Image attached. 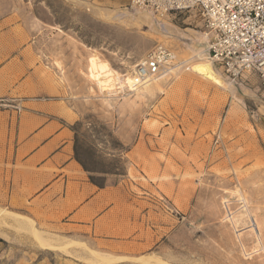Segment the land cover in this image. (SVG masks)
<instances>
[{
  "label": "rangeland",
  "instance_id": "rangeland-1",
  "mask_svg": "<svg viewBox=\"0 0 264 264\" xmlns=\"http://www.w3.org/2000/svg\"><path fill=\"white\" fill-rule=\"evenodd\" d=\"M26 18L50 35L88 166L113 173L133 200L142 254L116 257L58 235L47 238L54 249L34 234L38 250L70 264H264V93L254 76L230 84L211 64L193 10L160 17L131 0H0V22ZM158 45L173 54L170 70L129 89L134 65ZM90 57L110 69L111 87L89 75Z\"/></svg>",
  "mask_w": 264,
  "mask_h": 264
},
{
  "label": "crops",
  "instance_id": "crops-1",
  "mask_svg": "<svg viewBox=\"0 0 264 264\" xmlns=\"http://www.w3.org/2000/svg\"><path fill=\"white\" fill-rule=\"evenodd\" d=\"M6 23L0 22V264H70L38 250L33 232L116 257L141 255L127 188L113 173L88 166L78 110L63 96L56 51L45 47L50 35L27 18Z\"/></svg>",
  "mask_w": 264,
  "mask_h": 264
},
{
  "label": "built area",
  "instance_id": "built-area-1",
  "mask_svg": "<svg viewBox=\"0 0 264 264\" xmlns=\"http://www.w3.org/2000/svg\"><path fill=\"white\" fill-rule=\"evenodd\" d=\"M137 7L164 16L193 10L209 36L211 64L230 84H245L250 76L264 93V0H131ZM173 54L158 45L131 72L132 87L167 73Z\"/></svg>",
  "mask_w": 264,
  "mask_h": 264
},
{
  "label": "bare ground",
  "instance_id": "bare-ground-1",
  "mask_svg": "<svg viewBox=\"0 0 264 264\" xmlns=\"http://www.w3.org/2000/svg\"><path fill=\"white\" fill-rule=\"evenodd\" d=\"M209 58V56H208ZM210 59V58H209ZM199 72L202 73L204 76L207 75L208 72V67L205 65L203 66H199ZM89 75L97 82V84L101 87V88H105L107 89L108 87H111V71L110 69L107 67V65L105 63H99L97 62V60L94 57H90L89 59ZM162 76V75H161ZM118 82L121 84L122 81L118 78ZM129 83V89L131 90H136L138 87H132V78H128L127 79V84ZM25 222V220H24ZM27 223V222H26ZM32 225V224H31ZM30 225V226H31ZM33 231V230H32ZM33 235L35 234L41 241L42 244H46L48 246H50L51 248H58L59 246L55 245V243H51L47 238H45L44 236H39V233H32ZM36 239V240H37ZM61 239V238H60ZM64 240V239H63ZM66 241V240H65ZM37 242V241H36ZM53 242V241H52ZM39 243V242H37ZM65 243V242H64ZM45 245V246H46ZM49 247V248H50ZM47 248V247H46ZM91 254V253H90ZM96 254V253H95ZM98 254V253H97ZM93 255V254H91ZM98 256V255H97ZM101 256V255H100ZM94 257V255H93ZM96 258V257H94ZM110 258V257H109ZM98 259V258H97ZM103 259V258H102ZM113 259V258H112ZM101 261V260H100ZM103 261V260H102ZM161 261V260H160ZM160 264V263H159Z\"/></svg>",
  "mask_w": 264,
  "mask_h": 264
}]
</instances>
